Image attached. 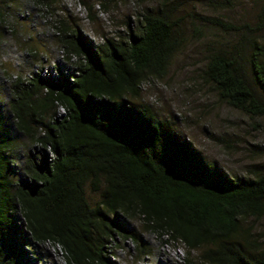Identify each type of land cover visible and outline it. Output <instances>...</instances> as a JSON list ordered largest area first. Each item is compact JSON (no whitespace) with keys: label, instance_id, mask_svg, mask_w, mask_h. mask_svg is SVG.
<instances>
[{"label":"trees","instance_id":"trees-1","mask_svg":"<svg viewBox=\"0 0 264 264\" xmlns=\"http://www.w3.org/2000/svg\"><path fill=\"white\" fill-rule=\"evenodd\" d=\"M171 12L162 0L136 12L125 34L99 44L79 21L61 18L55 58L34 64L37 72L4 69L11 100L7 113L0 98V264L50 262L48 249L63 264H111L121 238L149 255L130 220L189 256L200 252L201 264H264V237L249 224L264 219V169L231 176L131 101L148 79L167 75L186 41ZM243 39L232 50L212 48L204 74L222 101L262 117L264 99L240 61ZM251 51L252 76L264 92V55L255 40ZM13 126L28 148L15 143Z\"/></svg>","mask_w":264,"mask_h":264},{"label":"rangeland","instance_id":"rangeland-1","mask_svg":"<svg viewBox=\"0 0 264 264\" xmlns=\"http://www.w3.org/2000/svg\"><path fill=\"white\" fill-rule=\"evenodd\" d=\"M161 1L0 0L4 13L0 22V98L6 103L7 113L11 93L4 81V69L11 73L24 69L26 74L34 64H46L47 57L55 58L59 51L54 28L57 20L68 17L79 21L85 34L99 44L104 37L125 34L126 23L136 22V12L156 9ZM169 4L172 17L181 18L186 41L167 75L144 82L140 95L131 98L132 103L168 122L173 132L188 139L205 159L217 163L231 176H251L254 171L263 170L264 116L250 117L222 101L214 85L205 78L204 70L212 48L232 50L244 38L237 46L240 61L248 82L264 99L249 62L254 40L255 52L264 55V0H169ZM215 19L235 26L248 25L251 30L231 31L211 21ZM4 22L13 32L7 26L4 29ZM32 51L37 55H32ZM9 120L12 121L10 117ZM13 134L16 144L28 148V140L14 126ZM88 196L93 201L98 197L91 192ZM127 224L140 234L151 252L142 256L133 239L121 238L111 249V264H188L187 259L201 264L200 252L189 256L179 244L165 242L144 230L141 222L130 220ZM249 224L264 237V219L250 220ZM46 253L50 262L43 264H63L55 250L48 249Z\"/></svg>","mask_w":264,"mask_h":264},{"label":"built area","instance_id":"built-area-1","mask_svg":"<svg viewBox=\"0 0 264 264\" xmlns=\"http://www.w3.org/2000/svg\"><path fill=\"white\" fill-rule=\"evenodd\" d=\"M37 70H38V67H34V71L37 72ZM61 110L64 111V113L62 114V115H64L65 114V110L64 109H61Z\"/></svg>","mask_w":264,"mask_h":264},{"label":"clouds","instance_id":"clouds-1","mask_svg":"<svg viewBox=\"0 0 264 264\" xmlns=\"http://www.w3.org/2000/svg\"><path fill=\"white\" fill-rule=\"evenodd\" d=\"M61 114V113H60Z\"/></svg>","mask_w":264,"mask_h":264}]
</instances>
